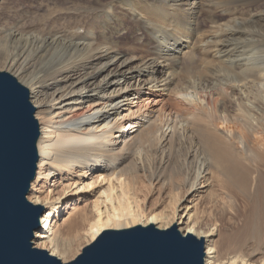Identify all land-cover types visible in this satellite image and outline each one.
Segmentation results:
<instances>
[{"label":"bare ground","instance_id":"1","mask_svg":"<svg viewBox=\"0 0 264 264\" xmlns=\"http://www.w3.org/2000/svg\"><path fill=\"white\" fill-rule=\"evenodd\" d=\"M45 1L53 4L47 19L37 24L25 20L19 26L17 21L6 36L8 40L0 45V72L28 90L35 109L40 137L34 180L44 171L49 176L80 168L108 173L118 185L115 197L106 198V211L101 212V203H95L98 215L83 224H70L67 237L52 227L59 202L37 198L36 205L47 208L40 218L41 230L34 233V238L47 239L42 248L68 263L67 259L79 252V241L86 240L88 246L107 230L155 226L159 230L176 228L184 237L191 234L202 240L204 264H264V50L244 58L224 55L230 46L218 41V36L200 34L201 13L206 10L211 14L216 36L219 27L215 18L235 9L232 1H219V7H214V0ZM257 22L254 26L259 29L253 28L263 34V47L264 15ZM237 26L233 23L225 29L234 33L240 29ZM125 35L141 49L120 48V38ZM189 53L199 54L207 69L221 66L235 75L228 84L232 92H222L223 100L217 105L203 98L209 89L206 79L195 75L185 83L178 78L185 71ZM192 64L190 72L199 70L198 64ZM154 90L171 94L174 110L160 107L161 100L146 103V92L153 95ZM228 104L235 106L231 114ZM185 111V117L204 122L201 142L191 140L192 129L181 120ZM183 139L189 140L185 148H178L183 162L171 168L173 151L178 152L176 141ZM149 155L154 158L153 165L144 168L139 163ZM128 163L132 167H127ZM139 168L145 170L143 177L136 175ZM169 171L182 181H170ZM206 172L223 190L207 197L218 210L210 213L216 221L228 219L230 228L235 226L240 215L239 194L248 198L241 205L242 228L226 229L219 243L213 238L219 231L216 226L190 217L186 220L189 213L178 215L179 210L187 211L188 198L198 193ZM140 177L171 184L178 192L173 203L161 212L146 213L139 201L142 191L133 184ZM229 184L237 193L225 187Z\"/></svg>","mask_w":264,"mask_h":264},{"label":"rangeland","instance_id":"2","mask_svg":"<svg viewBox=\"0 0 264 264\" xmlns=\"http://www.w3.org/2000/svg\"><path fill=\"white\" fill-rule=\"evenodd\" d=\"M214 1L216 4V6L214 5V7H219L220 5L218 3L220 2L222 3L223 0H214ZM231 1H232V6H235L236 8L233 9L230 13L228 14L226 13L222 18H215L216 24L219 27L218 35L215 36V34L213 33L214 25L210 22V19L212 18V16L206 10L204 13H201V16H200V23H201L200 34L202 36L206 35L205 37H210V38L212 36L213 38L218 36V41H222L223 44L230 46L229 50L224 55L232 54L231 56H233L234 54L235 57L239 56L240 58H244V57L250 56L252 52H255V51L257 52L259 49L264 50V44H263V47L260 46L261 44L260 40L262 39L263 34L260 32L259 33L255 32L257 31V29L255 30V28H253V27H256L254 25L258 23L257 22L258 17H260L261 15L262 16L264 15V0H231ZM52 7H53V4L47 5V2L45 0H0V28H1L0 29V45H4V42L8 40L7 39L8 37L6 38V36H8L11 28L14 27L13 25H16L18 23H19L18 26L22 25L25 20H28V22H35V24L41 23L43 22L44 19H47L50 16V9ZM217 11L219 13H222V9L217 10ZM216 15L217 14H215L213 17H215ZM53 19L57 20L58 17L57 16L53 17ZM253 19L255 22L253 21ZM17 21H20V22H17ZM233 23H234V26L238 25L237 27L240 28L238 29L240 31L236 29L237 31H234L233 33V31H229L225 29L226 26L233 25ZM59 25H62V24L59 23ZM256 28H258V26ZM230 33H233V34H230ZM228 37L231 39H229ZM237 44L238 46H236ZM119 46L122 49H130V47H133L132 48L133 50H136L138 48L141 49V46L137 44L133 40V38L130 37L129 35H125V37L120 38ZM193 53L191 54L189 53L187 55L185 59L186 60L185 61L186 63L185 71L183 72L181 71L179 73L180 77L178 78L179 79L183 78L182 80L185 83L186 81L188 83V81L190 79H193L195 75L197 77H202V79L204 78L203 80L206 79L205 82L207 81L206 84H208L209 89L205 90L206 92L204 93V95L202 94L203 98L206 100L207 103L210 102L211 105H214V104L217 105L218 103L221 102V100H223L222 95H221L222 92L226 94L232 92V90L229 89L228 84L231 83L230 78H232L235 75L232 72L227 71V69L221 66L220 67L216 66V68H213L215 67V65H210L212 68L209 66L207 69L206 67L207 64H204V62L201 60L202 59L201 56L199 57V54L195 55ZM192 63L198 64L199 70L190 72L188 67H191L190 64ZM202 64H203V67L201 66ZM203 71H206V72H203ZM212 73L216 75L213 76ZM204 76H207L208 79L207 77H204ZM215 77L217 79H214ZM211 83L213 85H211ZM182 87L185 88L184 83H182ZM212 87L213 89H211ZM223 87L228 88V90H226V88H223ZM220 89H221V93H219ZM224 89L226 91H224ZM153 93L154 94L152 95L151 93L149 94V92H146V95H147L145 97L146 103H148L149 101H153V100H156V101L161 100L162 103L160 104V107H165L168 110L169 109L174 110L175 101L171 99L173 97L171 94H168L165 92L163 93L157 90H154ZM165 94L167 96H165ZM87 106L88 104L84 106L83 111L87 109ZM234 109H235V106L233 104L232 105L228 104V111L230 114L234 111ZM185 112L186 114H183V117H181V120L188 122V126H189L188 128L192 129V131L190 132L192 136L191 140L195 142H201L203 139L201 131L205 130V127H203L202 130H201V127L204 126V122L201 121L200 118L191 119L190 117H185V115H187V111ZM199 127L200 129H198ZM176 143L178 146H175V149H178L182 146L185 148L186 145L189 143V140L187 139L178 140L176 141ZM177 151L178 152L173 151L174 157L172 158L171 163H170V165L172 166L171 168H173L174 165L175 166L179 164L181 165V163L183 162V153L179 151V149ZM153 162H154L153 156L149 155L147 158L143 157V162H140L139 164H141L142 166L144 165V168H149L151 165H153ZM127 167H132L131 163H128ZM37 173H38V165H37ZM42 173L43 174L41 175L39 180L32 181L31 188L28 193L27 199L34 205H36L35 201L37 200V198L44 199V198L50 197V199L54 201L57 200V202H59V204L56 205V208L60 205V209L62 208L63 210L62 212H60V216L58 215L60 209L57 212V215L53 220L54 222L52 224V227H54L56 231L58 230L62 234V237L68 236L67 234L68 228L70 224H72L73 222H82L83 224V220H86V219L92 220L95 215H98L97 213L98 209H95L96 207L95 203L100 202L101 205L99 206V210L101 209L100 210L101 212L106 211V207H105L106 198L108 196L109 197L112 196L113 198L115 197V193H116L117 185H118V182L116 181L115 177H110V175H107L108 173H105V172L102 173L99 171L95 172V171H91L88 169L86 170L80 169V168L66 169L63 173H54L49 176H47V173L45 174V171ZM171 173L172 172L170 171L168 173V176L172 178L170 179V181L173 180L174 182L179 184L180 180L182 181V177H178V176L174 177ZM144 174H145V170H142V168H139V172L136 175L143 177L142 175ZM141 177L138 179V182L133 181V184L136 185L137 191L138 190L142 191V193L139 195L140 196L139 201H141V205L146 210L145 211L146 213L147 212L150 213L152 211L161 212L163 209L167 208L170 203H173L175 195L178 192L177 190H175V188L171 184L163 185L162 183L156 180H154L151 183L147 180H143ZM122 179H125L124 182L129 181L125 177ZM145 186H147L148 188H144ZM225 187H227L228 190H232L236 192V188L231 186L230 184ZM222 191L223 190L220 189L218 182L213 178V175L210 172H206L205 174L202 175L201 187L198 190V193L188 198L187 211L186 212L181 211V210L178 211L179 218L180 216L182 215L186 216L187 213H189V215L186 217V220H188L190 217L191 219H195V220L199 219V221L202 224L204 223V225L208 224V225L216 226L219 231L217 232V235H215L213 238L215 241H217V243H219L222 240L223 234H225L226 229L237 230V229L242 228L243 217L241 214L243 212V209L241 205L243 201L248 202L247 197L244 198V196L239 194L240 196H239V199H237L238 200L237 203L239 207L238 212L240 213V215L238 216V218L236 217L235 219L236 220L235 221L236 223H234L235 226H232L230 228L232 222L230 224L228 219H225L223 221L222 220L216 221L213 215L210 214V213L216 214L218 210L215 211V209L212 208V204H209V201L207 198L208 195L212 192H220L219 193L220 195ZM145 194H147V197L145 196ZM221 201L222 200H220V198L217 200L219 204L223 202ZM38 205L43 206L42 204H38ZM43 207L45 208V212H46L47 208L45 206ZM167 210L168 212H170L172 209H167ZM221 223L223 225L225 224L226 225L223 226ZM41 228L38 229L36 232L40 231ZM182 228L185 229L186 225H183ZM52 229L53 228H51L50 233L52 232ZM180 232L184 234L182 230H180ZM83 233L84 231L82 229L81 236H83ZM46 240L47 239H43V238H34L33 243L36 248L46 250L51 254L50 249L42 248L43 247L42 244ZM87 244L88 242H86V240L82 242L79 241L78 244L76 245V247L78 246L79 248V252L74 254L73 257L67 260L72 261L73 259H75V257H77L81 253L80 249L84 248Z\"/></svg>","mask_w":264,"mask_h":264},{"label":"water","instance_id":"3","mask_svg":"<svg viewBox=\"0 0 264 264\" xmlns=\"http://www.w3.org/2000/svg\"><path fill=\"white\" fill-rule=\"evenodd\" d=\"M28 90L0 72V264H204V245L176 228L107 230L73 261L36 248L45 212L27 196L35 178L40 137Z\"/></svg>","mask_w":264,"mask_h":264}]
</instances>
